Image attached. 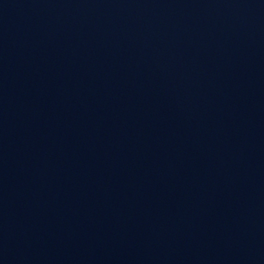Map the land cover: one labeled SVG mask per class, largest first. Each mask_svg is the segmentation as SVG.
<instances>
[{"label":"water","instance_id":"water-1","mask_svg":"<svg viewBox=\"0 0 264 264\" xmlns=\"http://www.w3.org/2000/svg\"><path fill=\"white\" fill-rule=\"evenodd\" d=\"M119 264H264V148L194 198Z\"/></svg>","mask_w":264,"mask_h":264}]
</instances>
